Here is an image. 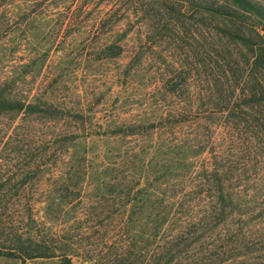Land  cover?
<instances>
[{"label":"rangeland","instance_id":"obj_1","mask_svg":"<svg viewBox=\"0 0 264 264\" xmlns=\"http://www.w3.org/2000/svg\"><path fill=\"white\" fill-rule=\"evenodd\" d=\"M194 1L203 0H0V87L39 106L37 113L0 114V217L7 227L46 246L73 250L72 264L187 259L188 247L172 242L176 227L154 237L146 212L130 220L126 194L141 199V190L151 193L155 140L185 136L186 128L174 134L169 128L199 117L185 113L190 106L244 107L254 104L251 94L264 85V65L252 64L258 46H264V21L252 15L236 23L202 16L191 10ZM157 3L184 5L187 13L160 16ZM228 31L247 36L254 49ZM111 45L122 47L121 55L110 57L117 52L108 51ZM33 60L37 67L21 78V67ZM161 118L168 129L155 133L151 127ZM124 132L135 135L123 138ZM129 156L138 159L133 184H109V168L129 176L131 165L122 160ZM210 232L197 245L217 255L221 235ZM173 244L181 255L171 259ZM263 248L241 251L233 243L228 255L244 252L253 259L234 264H264ZM219 263L217 258L202 264ZM0 264L24 263L0 256Z\"/></svg>","mask_w":264,"mask_h":264},{"label":"trees","instance_id":"obj_2","mask_svg":"<svg viewBox=\"0 0 264 264\" xmlns=\"http://www.w3.org/2000/svg\"><path fill=\"white\" fill-rule=\"evenodd\" d=\"M222 1L223 3L213 0L194 1L190 2V8L196 14L211 16L229 23H236L242 15L256 16L264 21V5L259 0ZM157 4L156 10L160 16L168 13L184 16L187 13L182 9L184 5L178 9L165 6L163 3ZM163 20L162 27H167L164 18ZM225 33L254 49L252 41L247 36L232 31ZM108 51L110 53L117 51L110 56L114 57L121 55L123 48L111 45ZM45 61L46 59L43 64ZM252 64L255 67L264 65V46H258ZM37 65L38 60L23 65L21 68L25 70L20 77L32 73ZM251 96L254 97V104L244 107L236 108L227 104L200 110L190 106L185 113L192 116L196 114L199 117L183 118L170 124L169 128L170 134L177 133L178 128H186L188 133L185 136L163 141L160 138L155 140L154 150L149 154L152 162L156 160L150 170L156 183L151 193L141 190L137 193L138 196H142L141 199H132L130 197L132 191L126 194L129 205L126 210L129 209L127 211L130 220L138 213L146 212L151 219L149 230L154 237H158V234L169 227H176L172 242L188 247L187 259L182 261V264L213 263L217 258L219 264H232L236 260L247 263L253 259L244 252L235 257L228 255L229 246L235 243L236 249L244 251L264 245V85L260 92L255 91ZM38 111V105L12 96L6 89L0 87V114L19 115ZM217 118L225 120L218 122ZM166 121L163 118L155 120L152 130L161 131L165 128L167 130ZM130 135L135 133L124 132L122 137ZM107 155L108 157L110 155L109 158L112 157V154ZM122 160L125 164L131 165L129 176L117 174V169L109 168L110 175L106 176L109 184L121 186V183L125 182L131 185L137 177L138 159L129 156ZM146 161L144 160V163ZM144 167L139 174L140 178ZM93 173L102 179L97 171H92ZM152 175L147 176V179ZM3 188L1 185L0 193ZM148 196L157 198L147 199ZM6 208L9 209V204ZM28 211L32 212V207L29 206ZM3 220L0 217V256L16 258L24 264L39 258L61 257L63 264H72L71 257L76 253L73 250L62 251L46 246L33 237L26 238L25 234H20V230L14 231L7 227ZM216 230H219L221 235V239L217 240L221 246L217 255H212L209 247L205 248V245L199 246L197 243L201 241V235L206 237L210 231ZM4 234L7 235V240L3 241L1 238ZM175 249L176 246L173 244L170 251L173 255L171 259L181 255V252ZM259 251L262 252V249ZM262 260L264 261V255ZM157 264H160V261Z\"/></svg>","mask_w":264,"mask_h":264}]
</instances>
